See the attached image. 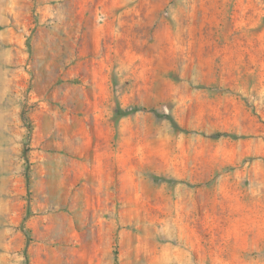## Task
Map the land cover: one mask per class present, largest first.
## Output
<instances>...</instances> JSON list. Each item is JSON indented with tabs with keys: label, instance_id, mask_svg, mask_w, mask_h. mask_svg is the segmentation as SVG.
<instances>
[{
	"label": "rangeland",
	"instance_id": "1",
	"mask_svg": "<svg viewBox=\"0 0 264 264\" xmlns=\"http://www.w3.org/2000/svg\"><path fill=\"white\" fill-rule=\"evenodd\" d=\"M0 264H264V0H0Z\"/></svg>",
	"mask_w": 264,
	"mask_h": 264
},
{
	"label": "trees",
	"instance_id": "2",
	"mask_svg": "<svg viewBox=\"0 0 264 264\" xmlns=\"http://www.w3.org/2000/svg\"><path fill=\"white\" fill-rule=\"evenodd\" d=\"M221 135H223L222 132H215V133L210 134L208 137H210L212 139H218ZM231 137L235 138L238 136H236L235 134H232Z\"/></svg>",
	"mask_w": 264,
	"mask_h": 264
}]
</instances>
